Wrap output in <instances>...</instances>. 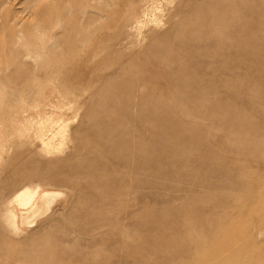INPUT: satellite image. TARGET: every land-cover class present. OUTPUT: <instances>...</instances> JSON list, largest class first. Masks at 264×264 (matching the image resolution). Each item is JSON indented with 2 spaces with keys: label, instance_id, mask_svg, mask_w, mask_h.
<instances>
[{
  "label": "rangeland",
  "instance_id": "obj_1",
  "mask_svg": "<svg viewBox=\"0 0 264 264\" xmlns=\"http://www.w3.org/2000/svg\"><path fill=\"white\" fill-rule=\"evenodd\" d=\"M145 3L0 0V264H23L12 243L42 264H264V0L165 3L129 47ZM51 68L71 93L18 90ZM52 112H78L60 153L33 137ZM37 184L67 194L15 235L3 214Z\"/></svg>",
  "mask_w": 264,
  "mask_h": 264
},
{
  "label": "bare ground",
  "instance_id": "obj_2",
  "mask_svg": "<svg viewBox=\"0 0 264 264\" xmlns=\"http://www.w3.org/2000/svg\"><path fill=\"white\" fill-rule=\"evenodd\" d=\"M173 1L174 0H146V3L143 6L137 5V7L136 6L133 7L132 14L129 16L130 22L127 24L125 29L126 34H128L129 36L127 39H124V42H126L129 47L141 43L145 39L146 27H148L151 22L162 21L163 19L162 15L164 13L161 15L159 13L165 11V7H164L165 3L168 4ZM6 4L5 2L2 4L3 8L4 6H6ZM57 73L58 70L52 68L47 70L46 72H43L42 70H38V72L34 74L32 81L38 83L40 87L35 91L29 90L28 86L20 87L18 90L25 92L27 91L28 93L26 95L29 96L30 98L42 97L44 100V98H46L47 88H48L46 82L53 79L55 77L54 75H56ZM48 83L50 85H54L53 89L58 91V93H60L61 91L62 92L66 91L68 93H71L73 91L71 88L61 89L52 82H48ZM19 93L20 95H23L22 94L23 92H19ZM71 103L72 102L70 103L68 102V105H70ZM42 105L43 104H41V106ZM53 106H55L58 109L62 108L61 104L60 105L56 104ZM77 118H78V112H76L71 118H64L62 115H59L54 112L45 115L39 114L38 116L32 117L31 119L39 125V127L34 131L33 137L39 140L42 143V147H45L49 153H53V152L60 153L67 148V141L69 140L70 142L74 141V136L69 135V132H70L71 124H73V122L76 121ZM55 125L59 127L55 128ZM59 135L63 136L64 140L56 144L55 139ZM67 189L62 188V186L61 188L58 187L56 188V187H52L51 185H48L46 187L40 184H37L34 187L26 186L22 188L12 198L8 208L4 212L3 214L4 223L9 229H11L14 232L15 235H19L20 232H22L23 230L33 229L42 221V219H44L53 212L56 203L58 201L60 202V195L62 193L67 194L66 193ZM23 248H21L19 245L15 243H12L8 246L7 251L10 253L19 254L16 255L17 256L16 260H19L20 262L22 261L23 264H42L43 260L42 261L41 259L37 260L36 258L39 255V253L42 252H39L38 250H34L33 252L30 251L31 252L30 253ZM47 263L51 264L49 261H47Z\"/></svg>",
  "mask_w": 264,
  "mask_h": 264
}]
</instances>
